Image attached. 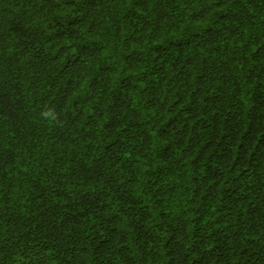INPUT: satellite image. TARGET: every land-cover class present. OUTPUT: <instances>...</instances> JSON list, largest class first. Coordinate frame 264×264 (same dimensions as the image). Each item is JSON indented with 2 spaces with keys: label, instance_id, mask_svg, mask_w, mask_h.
<instances>
[{
  "label": "trees",
  "instance_id": "obj_1",
  "mask_svg": "<svg viewBox=\"0 0 264 264\" xmlns=\"http://www.w3.org/2000/svg\"><path fill=\"white\" fill-rule=\"evenodd\" d=\"M0 264H264V0H0Z\"/></svg>",
  "mask_w": 264,
  "mask_h": 264
}]
</instances>
